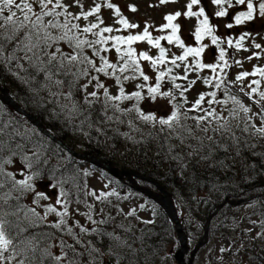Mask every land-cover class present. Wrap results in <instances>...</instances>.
<instances>
[{
  "label": "snow or ice",
  "instance_id": "1",
  "mask_svg": "<svg viewBox=\"0 0 264 264\" xmlns=\"http://www.w3.org/2000/svg\"><path fill=\"white\" fill-rule=\"evenodd\" d=\"M160 4L175 2V0H159ZM201 0H188L186 5L187 10L183 13L177 11L175 14H169L164 17L167 21L162 28L170 29L168 35L152 37L149 32V27L145 25L143 31L133 35H110L112 27L102 26L103 20L99 13L102 8L110 10L117 18L118 23L123 29H136L139 26L136 23H131L121 14V9L109 0H103L102 3H95L87 8L84 7L83 0H73V3H65L64 0H0V65H5L11 68L13 65L20 72L27 73L25 83L35 79V75L44 73L46 79L51 81L58 87H63L67 84L68 92L52 93L54 96L64 95L69 104L63 106L66 109L68 119H73L78 115H83L85 112H90L94 103L100 100L99 90H103V108L105 110L112 109L121 115H126L135 112L137 118L144 124L159 125L158 134L167 131L168 139L178 138L182 142L185 139H195L199 141L200 148L193 147L192 155L203 149L204 137L196 136L194 129L203 132L206 138L213 143H219L214 140V136L219 135L221 141H230L237 148L238 154L244 149H255L259 141L264 140V67H255L251 73L244 71L239 73L234 81L226 80L224 70L229 67L228 60L225 59V49L220 47V38L215 34L216 28L210 23V16L205 14V8L199 7L198 11H193L194 5H200ZM211 4L216 6L214 12L215 17H228L229 9L234 5H245L246 11H238L232 19L236 25H242L246 22L254 20V13L258 12V17L264 19V0H211ZM77 7L78 11L74 12L70 9ZM128 8L135 12L137 11L134 5H128ZM181 15L185 17H196L197 22L195 30L192 33L194 36L196 47L186 46L184 41L178 35L180 25L173 23ZM93 18V19H90ZM86 21L83 26L78 21ZM93 20L95 22H93ZM232 23L226 24V28L231 29ZM120 29H116L119 31ZM88 34H91L94 39H88ZM249 35L245 32L236 40L234 47L240 50L243 47V41ZM205 37L210 38L211 44L215 45L219 50L216 63H204L201 56L208 44L202 43ZM161 40H166L168 44H174L179 49H182V54L173 55L171 59L167 57V50L161 46ZM111 41L112 48L115 49L119 58V63H112L106 56L101 55L102 52H107L105 47ZM137 41H146L152 48L158 50V55L152 56L148 52L141 51L137 53L132 45ZM60 42L67 43L72 50L70 53L63 52L60 47L56 46ZM229 48L233 47V40L227 38ZM99 46V47H98ZM125 46V47H122ZM255 49H262L260 44H254ZM50 51V49H53ZM86 49L92 50V55L99 57V65L95 64L88 55L85 54ZM259 53L253 52L248 57L249 60L254 57L258 58ZM191 57V60L189 58ZM141 61L149 63L155 72L154 85H147L149 76L145 74V70L141 68ZM239 65L240 61H235ZM171 67H168V65ZM27 65V67H25ZM164 65L163 68L159 66ZM183 68V76L173 74V68ZM203 69H210L212 76L204 77L203 83L211 85L215 90L201 92L198 98L195 99L191 107L185 108L184 105L189 103L185 93L193 88L197 80L201 79L198 75ZM219 69V71H217ZM103 74L104 76L114 77L115 83L120 85L118 94L112 95L103 82L100 81L98 75H91L89 84L95 81L94 88L91 92H87L88 84H81L80 90L86 92L83 98L84 108L74 99V90L76 84L81 77H87L91 72ZM195 71L197 78L189 80L188 74ZM131 73L128 75L126 73ZM64 77L71 76V80H60L53 77L57 75ZM260 77L252 79L250 83L245 84L244 78L248 76ZM141 78L143 83L136 85L137 91L130 94L125 93L123 81L136 80ZM167 79L172 83L173 90H178L179 97L182 102H176L177 96L174 91H162V82ZM177 80L187 81L185 86L176 83ZM239 84L238 93L234 94L232 85ZM147 88V95H142L143 90ZM222 91L224 98H217V91ZM242 94V95H241ZM206 97L208 99L206 100ZM158 98H164L171 105L170 115L157 117L155 114L142 111L140 101H157ZM244 98L250 103H245ZM136 103L131 108H121L119 102L132 101ZM206 100L207 107L203 104ZM214 105H219L217 110ZM253 107L257 110L253 111ZM62 109V110H63ZM196 112L197 115L189 116L188 113ZM226 113V115H225ZM87 119V117H85ZM183 120H193V126L182 123ZM109 120L119 119L118 117H107ZM256 121H259L257 123ZM122 122V121H121ZM8 123H11L9 121ZM8 123L0 122V189L8 183L11 184L9 191L0 197V201L7 203V199L11 196L12 191L24 194L33 188V179L38 176V172L32 174H24L22 179L13 178L12 173H5L4 166L11 164V156H19L24 168L31 169L34 163L47 164V158H44L45 147L43 143L37 142L33 144L30 151L31 156L26 154L25 146L16 144L15 147L7 145L5 136L11 139L13 135H21L20 132L13 129L12 132H6ZM139 131V129H136ZM213 135H207L209 132ZM239 133V134H238ZM252 141V142H250ZM10 154L5 158V150ZM211 154V149H209ZM255 154V152H253ZM205 159V157H201ZM23 172V170H22ZM84 172V175H88ZM68 183L67 180L63 181ZM52 184L49 187L54 188ZM68 193L60 188L59 197H67ZM86 195H95L96 200H106L110 196H116L115 191H101L99 195L95 193H86ZM37 199H48L44 193H36ZM57 198L56 204L61 205L62 201ZM89 211L85 213L87 219L92 224H105L106 221L101 219L99 222L93 219L92 206L87 205ZM143 208V205L140 206ZM34 218L30 223L43 222V218L39 217L35 210H29ZM47 213H55L59 217L58 222L51 227L66 231L70 236H74L77 243H83V251H78L72 244L64 240L60 241L59 247L61 255L53 256L51 245L45 248L41 256L37 259L29 253L37 250V241L30 237L19 239V235L24 229H17L16 235L13 236V228L9 221L5 218L7 215L15 213H7L0 207V264H104V258L109 260L115 259L118 262L124 259L127 255L138 256V252L132 250V244L127 240L122 239L120 235L107 232L99 227L91 229L92 233L97 235V238H109L107 250L97 247L91 241L84 243L80 240L81 233L87 234L89 229L79 225V222H74L69 225L67 217L69 216L68 203L63 202V211H57L52 205L46 208ZM127 216H134L135 210H130ZM145 224L152 221H144ZM79 227V233L73 232V227ZM260 227L264 229V222H261ZM260 239H264V231L258 233ZM121 248L129 249V253L119 251ZM221 252L225 249L221 248ZM153 253L152 255H154ZM20 259H17V258ZM150 255L145 251L144 264H148Z\"/></svg>",
  "mask_w": 264,
  "mask_h": 264
},
{
  "label": "rangeland",
  "instance_id": "2",
  "mask_svg": "<svg viewBox=\"0 0 264 264\" xmlns=\"http://www.w3.org/2000/svg\"><path fill=\"white\" fill-rule=\"evenodd\" d=\"M256 1L257 0H254V3ZM64 2L73 3V0H64ZM102 2L103 0H83V4L86 10L89 6L95 3H102ZM109 2L116 4L121 9V14L126 19H128L131 23H136L139 27L136 29H123L118 23H116L117 18L114 16V14L106 8H102L101 12L99 13L100 18L104 22L102 26L112 27L114 29L112 33H105L104 35L106 36H110V35L126 36L128 34L136 35L142 32L145 25H147L149 27V32L151 33L152 37L155 38L156 36L168 35L170 33V29H164L163 31L160 30L162 26L165 23H167L164 17L169 14H175L177 11L181 13L186 11L187 10L186 5L188 3V0H175V2H170L167 4H163V5L160 4L159 0H109ZM128 5H134L137 11L132 12L128 8ZM199 7L205 8V14L210 16V23L213 24L216 30L220 33L219 38L222 39L220 46L221 48L225 49V53H226L225 59L228 60V64H229V67H227L223 73V75H225L226 80L234 81L235 77L239 73L244 72V71L251 73L255 67H260L262 61H264V51L255 49L253 45L258 43L261 45L262 49H264V19L259 18L256 15V13H254L253 21L246 22L245 24H242V25H236L232 17H234L238 11H246L247 8L245 5H234L232 9H229L230 15L228 17H215L214 12L217 9H216V6L211 4V0H201L200 5L193 6V11H198ZM70 10L77 12L78 8L74 6ZM90 19H93V18H90ZM196 19H193V17H185L181 15L175 21H173V23H177L180 25V31L178 32V35L184 41L186 46L193 47L192 42L194 40V36H192V33L194 32V27L196 26V22H197ZM93 22L95 21L93 20ZM78 23H80L83 26L87 22L81 20V21H78ZM228 23L233 24V27L231 29L226 28V24ZM116 29H120V30L116 31ZM245 32L249 33V35L242 42L243 47L240 50H237L236 48L234 49L232 47L231 48L228 47L227 38L230 37L233 40V43H235L236 40H238L240 36L244 34ZM87 38L94 39V37H92L91 34H88ZM160 43H161V46L167 50L168 59H171L173 55L182 54V49H179L174 44H168L166 40H161ZM208 45L209 47L205 49L204 53L201 56V60L204 63H216L217 57L219 55V50L217 51V53L215 50L216 54L211 55L210 48L213 46H211L210 44ZM56 46L60 47L61 50L66 53H70L72 51L68 47L67 43L65 42H60ZM105 47L108 48V51L102 52L101 55L106 56L109 59V61L112 63H119V58L116 54L115 49L112 48L111 46V41H109V43L105 45ZM122 47H125V46H122ZM132 47L136 50L140 49L142 51H149L150 55L152 56L158 55V50L155 48H152L146 41H137L132 45ZM53 50L54 48L50 49V51H53ZM253 52L259 53V56L258 58L254 57L253 59L249 60L248 57L251 56ZM85 54L88 55L89 58L92 59L95 64H97V66L99 65V57L93 56L91 49H86ZM189 60H191V57L189 58ZM235 61H240L241 63L237 65ZM1 66L5 67L9 71L8 78H13L14 81H15L16 74L21 73L14 66H12L11 68L5 65H1ZM169 66L171 65L169 64L168 67ZM149 67L151 66L149 65L148 62L141 61L142 69H144L145 71H148ZM217 71L219 70L217 69ZM39 74H44V73H39ZM126 74L131 75L130 72ZM173 74L183 76L184 74L183 68L181 67L177 71H176V68H173ZM91 75H98L100 81L105 84L110 94L112 95L118 94V89L120 85H117L115 83L114 77L104 76L103 74H97L94 71L91 72L89 76L81 77V79L79 80L80 85L81 84L89 85L86 90L87 92L96 90L94 88V84L96 83L95 81H92V83L89 84ZM148 75L151 77L149 73ZM198 75L201 77V79L197 80V83L193 86V88L189 90L187 93H185V96L187 97V100L189 102L195 100L198 97L199 93L201 92H208V91L215 90L214 88H212L211 85H205L203 83L204 77H209L213 75L210 69H203L199 72ZM188 77H189V80L196 79L197 73L195 71L190 72L188 74ZM259 78L260 77L258 75L256 77H252L250 75L244 78V83L248 84L249 80L251 81L252 79H259ZM41 80H42L41 84H38V85L36 83L34 84L35 86H34V89L31 95L34 97V101L37 107L40 109L42 115L47 116L48 118H51V115L53 114L54 110H58L59 107L50 105V108L44 109L43 107L39 106V102H47L49 100L48 94H51L53 90H55L56 92H58L59 90L56 88L54 83H51V81H48L46 79L45 74L43 75ZM0 83H1V80H0ZM16 83H18V80H16ZM139 83H142V82H139L138 78L136 80L123 81L125 93L129 94L133 91L139 90L136 88V85ZM176 83H179L182 86H185L187 84V81L177 80ZM239 87H240L239 84L232 85V91L234 94L238 93ZM262 87H264V84H262ZM0 89H1V84H0ZM176 91H177L176 93L178 94V90ZM216 91L220 99L224 98V94L222 91H219V90H216ZM99 94L103 95L102 89L99 90ZM82 96L83 95H80L81 99H82ZM207 99L208 97H206V100ZM206 100L203 104L204 107H207ZM176 102H182V101L180 99ZM244 102L246 104L250 103L247 100V98H244ZM135 103L136 101L134 100L121 101L119 102V105L121 108H131ZM139 106L141 107L142 111H144L145 113L153 111L154 113H157L159 116L170 115V111H171V105H169L164 98H158L157 101H148V102L142 100L140 101ZM102 107H103V103H102ZM219 109H220V106L217 107L218 111ZM256 110L257 109L253 107V111H256ZM108 112L112 113L113 117L120 116L119 112H116L112 109H108ZM128 115H130V118L132 121L135 122V120H137L138 126L143 128V135L141 136H145L147 138L151 137L154 143L156 142V140H158V138H155V136L158 135V129L152 128L149 124H144L143 122H141L137 118L135 112L128 113ZM85 121L86 120L81 118L80 115L76 116L73 119H68L65 113L64 129H66L67 131L66 134L68 136V141L70 142V144H72L73 146L79 149H84L83 143L86 141V134L91 129V124H87V122ZM105 121H107V119ZM256 122L259 123V121H256ZM106 124L107 122L100 124L103 131H106L105 130ZM195 132H199V130H195ZM103 135H104V132L101 133V136ZM136 136L140 137L139 134H137ZM55 140L57 141V139ZM96 145L100 146V151L102 154L117 153L113 159L115 162L118 161L120 164H124V162H127V163L135 162L137 158H133L132 154L136 153V155H138L139 149H142L140 151V155L142 157H146L144 158V162L146 164L143 163V166L149 167V168H159L162 164H164V166L166 165L163 161L166 157V154L160 153L159 148L155 147L154 145L148 148V145L144 143L140 145V147H136V145L132 141H128L127 146L130 151L129 154L127 153V148L125 145L122 146L121 149L119 147L113 148L109 144L103 141H100V143L97 142ZM64 146L66 148V145ZM93 146L95 145L93 144ZM6 153L7 152H5V154ZM184 155H188V153L186 152ZM103 157L106 158V156H103ZM82 160L86 163L91 162V160L87 157L83 158ZM182 164H183V161L180 159L178 161V165L182 166ZM88 171H90V175L87 176L83 182L85 186V190H84L83 195L80 196L82 199L81 205L71 203V199L68 197H59L60 190H58L57 185L54 188H52V187H49L50 184L48 182L37 179V181H34V180L32 181L33 185L40 188L39 190H41L48 197V199H37L36 198L35 200L31 201V196L33 194V191H29L28 201L26 200L28 204H26L24 201L23 203L21 202L20 204H18V209H23L24 212L22 213L20 211H16L17 209H14V210H11V212L15 214L14 215L9 214V215H11L12 217H15L16 222L17 223L19 222L20 225H22V229H24V224L29 223L30 221L34 219L31 215V212L29 211L30 209L35 210L36 213L42 212L46 214L47 206L52 205L53 207L57 209V211H63V202L66 200L68 203V209H69V216L67 217L69 225H72L74 222H79V225H82L83 227L89 229V232L87 234H83V233L79 234L80 240L83 241L84 243H87L91 241V239H96L97 235L95 233H92L91 229L96 227L97 224H92L91 221H89L86 215L84 214L89 211L87 205H91L93 219L98 222L100 207L102 205H95L92 199L94 195H86V193H95L97 195L101 191L105 192V190H107L110 187V185L100 178V174L97 171L95 170H88ZM22 178L23 177L21 175H18V179H22ZM7 192L0 193V197L4 196V194ZM15 192L16 191H12L11 195L15 194ZM77 195H79V193H77ZM58 197L62 201L61 205L56 204V200ZM126 202H128V204H125ZM1 204L3 205L4 203H1ZM118 204H121V205L118 206ZM109 205L113 211H116V214H115L116 219L114 223L121 225L122 227H125V228L133 227V225L139 224L136 221H134L137 215L142 214V211H139L138 208H134L135 210L134 216L126 215L131 210V208L133 210V207H139L141 205L140 196L138 194L128 196L125 201L111 202ZM249 207L250 205L243 203L231 209V211L226 210L225 211L226 216L217 218L218 220L217 224L220 221H227L228 214L230 212H237L240 216L245 215L247 212L251 210ZM3 211L5 212L4 208H3ZM46 215L49 217V219H52L54 222H58L59 220V217H57L55 213H47ZM190 217L194 220V215L192 213L187 214L186 219L193 222V220ZM213 220L215 221V218ZM13 224H15L14 220H13ZM152 229H158V228L153 226ZM73 232L79 233V227L78 226L73 227ZM62 233L68 234L66 231H63ZM120 236L122 235L120 234ZM24 237L25 236H21L20 239H23ZM234 238L235 236L233 233L221 234L220 232H216L212 238H210L209 240H206V242L202 245L201 250L197 253L196 257L194 258L193 264H211V260L208 257V253H210L212 249H214L213 253L215 255L216 261L217 262L220 261L219 264H223V262L225 261L224 258L222 259L224 252H221L220 250L221 248H224L225 251H227L229 249L230 243L234 240ZM233 257L234 256L229 257L230 262L232 261ZM125 264H131V262L127 261ZM132 264H137V261L134 260ZM254 264H264V262L254 263Z\"/></svg>",
  "mask_w": 264,
  "mask_h": 264
},
{
  "label": "trees",
  "instance_id": "3",
  "mask_svg": "<svg viewBox=\"0 0 264 264\" xmlns=\"http://www.w3.org/2000/svg\"><path fill=\"white\" fill-rule=\"evenodd\" d=\"M151 70L153 77H155V72L152 68ZM22 74H24L22 77V86H19V89L16 91L15 99L20 105L27 108L30 113L35 115L57 138L66 143L69 147L75 149L76 147L68 142V136L66 134L67 131L64 129L66 113V109H63L64 103H56V106L59 108L58 110H54L51 118L42 115L40 109L37 106H34L33 100L27 94H32L31 92L34 88L33 83L37 79H40V75L36 74L35 79L25 83L24 81L28 74ZM2 77L4 80L6 79L4 70L0 68V84L4 86L5 82L2 81ZM57 78L62 81L65 79H72L71 76L67 78L58 76ZM165 87L167 88L166 90L164 89ZM171 87L172 83L167 79L162 82V91H172V89L170 90ZM78 88H75L74 90V99L81 105V108H84L85 106L82 104L83 101L80 97V95H83V93L80 90V86ZM62 90V93L64 94L68 92L67 84L62 87ZM31 97L34 99L32 95ZM67 104H69L68 100ZM97 104L98 101L94 103L90 112H85L83 115H80V117L85 119L86 122L91 123V129L87 135V143L84 144V152L90 155H95L108 162V159L102 157L103 154L100 151V146L96 145L97 142L100 143V141H104V136H101L102 128L100 124L103 123L105 119L103 116L101 117V106H96ZM40 107L47 109L50 108V104L47 107ZM111 114L112 113H109V115ZM106 115L108 114L106 113ZM126 116L127 115H121L120 113L119 120L126 123ZM85 117H87V119ZM9 121H11V123H8ZM0 122L8 123L6 132H12L13 129H15L21 133V135H13L11 139H8L7 136H5L8 146L14 148L16 144H22L25 146V150H27L37 142L44 144V158H47L48 163L44 165L43 163L33 164L31 169L34 172L39 173L38 176H35L36 179L43 181L51 180L55 182L56 180H61L60 182L62 183L63 181L67 180L68 183H66V185L68 186V189L66 190L69 191L68 194L72 197L73 195H76L77 192L82 193L84 191L82 188L83 182L81 181L82 176L80 175V171L76 165L77 162L73 159V157H71L70 154L68 155L67 151H65L59 144L40 133L30 122L26 120L24 116L14 112L5 104H0ZM112 122L114 123V121ZM182 123L193 126L195 122L191 119H182ZM113 132L118 135L115 138H118L120 137V134L124 132V127L120 125L119 127L115 126ZM111 134L112 132H108L110 138ZM161 134L163 135V133ZM195 135L204 137V147L192 155L191 153L193 147L200 148L199 141L195 139L183 140V143L186 145L188 157L184 159V170L180 176H175L174 172H172V166L164 171L143 166V163L146 164L143 157L139 158V162L135 167L136 173L146 176L156 183H162L165 188L170 190L173 196L175 195L178 197V199H181L182 196V201H188V205H185L184 210H179V212H177L182 229L185 232L188 241H198L205 229H207L208 235L210 232H212L213 226L209 224L208 228H206V220L207 217L217 209L219 203L223 199L226 198L228 200L234 201L236 199L245 198L252 194L264 192V140L259 141L257 147L254 150L244 149L238 154L237 148L233 146L230 141H221L219 135L214 136V140L218 141L219 143H213L212 141H209L203 132H195ZM207 135L213 134L210 131ZM93 144L95 146H93ZM209 149H211V154L209 153ZM5 152H7V149ZM253 152H255V154H253ZM170 153L171 152H167V157L169 162L172 163ZM7 154L9 153L7 152L5 155ZM29 156H31V154ZM61 156L65 157V159L60 160ZM8 157L9 156H5V158ZM14 157L18 158V156ZM201 157H205V159H201ZM11 160L13 162L14 160L18 159H13L11 157ZM5 170L8 169L4 167V171ZM5 173L8 172L5 171ZM3 189H8V184H6ZM116 199V196H110L104 201L96 202V204L98 205L100 203L101 205H104L101 208V210H104L107 205ZM22 200H25L24 195L20 194L19 192H15V194L8 197L7 203H4L3 205L0 203V207L4 208L5 212L11 213V210L17 209L16 211L23 213V209H18V204L21 202L23 203ZM259 201H262V199L260 198ZM230 207H232L231 204L225 203L220 209L225 210L230 209ZM184 211H186L185 214ZM112 212V210L108 209L107 213H103L99 218V221L104 219L106 223L102 225L98 224L101 229L110 233L114 230L120 231L118 228L112 226L116 219L115 214ZM190 213L194 215V220L190 217L193 220L192 224L190 220L186 219L187 214ZM10 217L14 220L15 224H13V220ZM160 217L161 221L165 223L164 228H158V230L152 229V231H154L158 236L151 235L146 230H142L139 233L140 236H138V234H134L133 239L136 242H141L143 247L151 252V254L155 252V254L149 259L148 264H177L173 258V252L179 247L174 223L168 219L163 211H161ZM6 218L12 226V234L15 236L16 230L22 229V225H20L19 222L17 223L15 217H12L11 215L6 216ZM51 225L52 223H48L44 218L42 223L37 222L35 226H31L28 223L24 224V231L20 233L19 239L21 236H25L33 238L37 241V250H35L34 253L30 252V256L34 255L38 259L41 256L43 250L48 248L50 245V250L53 256H56V249L61 252L59 247L61 240L72 244L77 248L78 251H83V243H77L74 236L62 233L61 230L55 229L51 227ZM108 244L109 238L107 237L96 238L95 240V245L97 247L104 248L105 250H107ZM170 249L173 251H169ZM245 251L247 253L246 249ZM123 253L129 252L126 251ZM132 256L133 255L129 254L127 257H125V259L129 260L138 258L140 262H142L138 256ZM185 258L187 259L186 255ZM104 259L109 260L108 257H105ZM109 261L112 262V264H116L114 259ZM63 264H67V261H64Z\"/></svg>",
  "mask_w": 264,
  "mask_h": 264
},
{
  "label": "water",
  "instance_id": "4",
  "mask_svg": "<svg viewBox=\"0 0 264 264\" xmlns=\"http://www.w3.org/2000/svg\"><path fill=\"white\" fill-rule=\"evenodd\" d=\"M4 96L5 97H8L7 94L4 92ZM7 101L13 106L15 107L16 109L22 111L18 105L11 99V98H7ZM29 119H31L37 126L40 130H42L44 133L48 134V132L44 129V127L42 125H40V123L34 118L31 116V115H27ZM52 137V136H51ZM53 138V137H52ZM170 215L174 218V221L176 222V229H177V232H178V235H179V239H180V243H181V248L175 253V258L176 260L178 261L179 264H185L184 261H183V254H184V251L186 250V245L184 243V240H185V237L182 233V230L180 228V225H179V222H178V219L176 217V214H175V211L172 209L170 211ZM196 248H194L192 251H191V254H190V259H189V262L188 264H192V257H193V254L195 252Z\"/></svg>",
  "mask_w": 264,
  "mask_h": 264
}]
</instances>
